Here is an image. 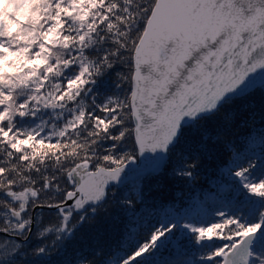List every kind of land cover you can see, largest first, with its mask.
Returning a JSON list of instances; mask_svg holds the SVG:
<instances>
[{
  "label": "snow or ice",
  "instance_id": "snow-or-ice-1",
  "mask_svg": "<svg viewBox=\"0 0 264 264\" xmlns=\"http://www.w3.org/2000/svg\"><path fill=\"white\" fill-rule=\"evenodd\" d=\"M258 71L264 0H26L20 22L0 21V264L22 253L30 264H154L180 221L158 220L143 239L127 222L80 243L83 230L112 203L136 215L110 186L137 151L176 156L170 175L194 179ZM255 167L248 158L234 176L256 219L217 211L208 225L183 224L199 264H264ZM30 237L40 242L26 252Z\"/></svg>",
  "mask_w": 264,
  "mask_h": 264
},
{
  "label": "trees",
  "instance_id": "trees-1",
  "mask_svg": "<svg viewBox=\"0 0 264 264\" xmlns=\"http://www.w3.org/2000/svg\"><path fill=\"white\" fill-rule=\"evenodd\" d=\"M1 16L4 15L2 14ZM17 17L18 13L13 9L9 10V15L4 16L6 21L8 19L14 20ZM260 87L242 98L238 106H233L237 115L227 137H222L221 142L218 143L209 141L208 154L202 156L199 166L195 169L194 179L188 181L172 177L170 174L173 167L171 168V166L177 160V157H168L164 168L157 175H149L139 180L141 182L140 186H137V182H132L119 189L116 199L127 195L131 196L135 201L133 207L136 209V215L131 216L130 221H128V217L132 214L124 213L115 203H112L107 207L106 211L101 212L97 217V223L91 229L86 228L83 230L84 239L80 243L88 242L92 234L96 232H105L106 230L111 232L110 226L113 223H119L123 226L125 222L128 223L130 232L139 233L140 238L143 239V233L159 220L160 214L167 203L176 200L180 195L183 196L189 191L210 189V178L214 176L219 167L230 158L233 152L241 151L246 147L247 136L251 130H255L256 126H264V89ZM244 105H247V108ZM252 113H255L254 117ZM225 143L227 147H225ZM135 158H137V153ZM257 158L256 155L251 158V161L256 165L254 168L257 171L256 174L260 173V176L262 171H264V161H258ZM115 188L111 187L110 190ZM134 191H137V193H133ZM239 204L240 201L237 202V205L232 203L233 207H239ZM246 205L247 203L244 202L241 207ZM224 212L226 214H234L245 221H247V216L250 219L252 218L245 212L238 214L237 211H232L231 205L225 208ZM210 218L215 221L219 220L216 214ZM120 239L121 237L118 233L111 234L109 242L114 251L117 250ZM39 242L38 238L37 244ZM179 242L181 245H178L176 249L174 246L168 249H160L156 253V257L152 258L154 264H163L165 261H180L181 264H199L200 259L198 258L201 257L202 251L198 252L195 245L186 246L187 240L184 235L181 236ZM26 245H29V241L24 244V249ZM180 248H186V250L180 251ZM120 254L122 255L123 253L120 252ZM22 258L21 254L18 258L20 263ZM185 260L190 262L186 263Z\"/></svg>",
  "mask_w": 264,
  "mask_h": 264
},
{
  "label": "rangeland",
  "instance_id": "rangeland-1",
  "mask_svg": "<svg viewBox=\"0 0 264 264\" xmlns=\"http://www.w3.org/2000/svg\"><path fill=\"white\" fill-rule=\"evenodd\" d=\"M3 2V0H0ZM12 3V8L15 12L18 13V17L14 20L8 19L5 20L4 16L0 15V21L4 22H20L21 17L25 15L26 10V0H10ZM30 11V10H29ZM111 87V83L109 81V88ZM259 89V88H256ZM255 91V90H253ZM252 91V92H253ZM251 93V92H250ZM249 93V94H250ZM248 95V94H247ZM45 120L48 119V115L45 113L43 116ZM37 122H39L37 120ZM246 147L238 152H233L230 158L222 164L219 169L216 171L214 176L210 178V189L205 190H195L189 191L183 196L180 195L176 200L167 203L164 207L163 212L160 214L159 220L169 219L173 221H180V227L174 231L173 236L170 238L169 243L162 247L161 249H168L174 246L176 249L178 245H181L179 242L182 235H184L185 239L188 240V236L184 234L183 224L192 223L196 226H205L210 224L215 220H211L210 217L214 216L217 211H225L229 205L232 207V211H237L238 214L245 212L249 215V209L252 207L250 203L244 207H241V204L245 201V196H243L240 192V185L238 184L239 178L234 176V172L238 170V166L243 163L244 166H247L248 158H252L257 155L258 161H264V126H256L255 130H251L247 136ZM177 160L172 164L171 168L176 166ZM161 172V171H160ZM159 172V173H160ZM256 169L251 171V176L259 177V174H256ZM157 175V174H156ZM148 177V176H147ZM146 178V177H144ZM143 178L137 179L132 182H137V186L141 185V180ZM125 184V185H127ZM116 187L115 189L110 190V196L112 192H115L117 195L120 191L119 189L124 187ZM133 193H137L134 191ZM258 199V198H254ZM240 201L239 207H233V205H237V202ZM233 203V205H232ZM258 206V205H257ZM244 209V210H243ZM264 211V209H261ZM252 217V216H250ZM246 219H250L247 218ZM251 219H256V217H252ZM38 238H29V245H26L25 251L30 252L31 248L35 244H37ZM36 240V241H35ZM27 241V242H28ZM217 244H222V241H216ZM257 254H259V250H264V237H258L256 241ZM186 248H180V251H185ZM196 250L201 252L202 250L196 246ZM157 255V254H156ZM155 255V257H156ZM22 262L20 264H30L31 257L25 256L22 253ZM153 257V258H155ZM199 257L198 259H200ZM222 259V258H218ZM186 263H189V260H185Z\"/></svg>",
  "mask_w": 264,
  "mask_h": 264
},
{
  "label": "water",
  "instance_id": "water-1",
  "mask_svg": "<svg viewBox=\"0 0 264 264\" xmlns=\"http://www.w3.org/2000/svg\"><path fill=\"white\" fill-rule=\"evenodd\" d=\"M264 84V71H258L257 74L252 76L251 80L249 81V86L251 88L260 87ZM252 90V91H253ZM251 91V92H252ZM157 153L146 152L141 155L137 151V158H135L134 162L125 163L124 173L121 174L120 181L111 182V187H120L127 184L130 181H135L140 178L147 177L149 175H156L164 168L168 157H155Z\"/></svg>",
  "mask_w": 264,
  "mask_h": 264
},
{
  "label": "clouds",
  "instance_id": "clouds-1",
  "mask_svg": "<svg viewBox=\"0 0 264 264\" xmlns=\"http://www.w3.org/2000/svg\"><path fill=\"white\" fill-rule=\"evenodd\" d=\"M12 8V3L10 0H3V2H0V13H2L4 16L9 15V10ZM29 30L32 29L31 25L26 26ZM45 113H40L37 117L39 120L40 117H43Z\"/></svg>",
  "mask_w": 264,
  "mask_h": 264
}]
</instances>
